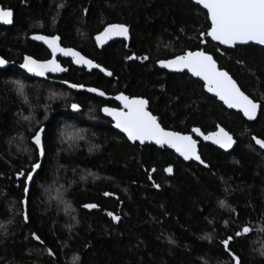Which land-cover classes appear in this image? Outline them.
<instances>
[{
  "label": "trees",
  "instance_id": "1",
  "mask_svg": "<svg viewBox=\"0 0 264 264\" xmlns=\"http://www.w3.org/2000/svg\"><path fill=\"white\" fill-rule=\"evenodd\" d=\"M0 6L13 12L12 25L0 27V56L11 63L0 69V264H235L220 241L245 226L250 231L230 241V248L240 264H264V153L252 140L264 138V115L259 110L248 123L199 80L165 72L157 63L189 50L214 53L217 44L198 38L210 25L200 7L190 0H0ZM109 23L128 26L130 40L98 51L92 37ZM34 33L59 36L62 46L113 75L66 61L61 76L28 77L19 67L22 55L47 58L41 45L28 40ZM214 58L246 95L264 103L263 47L238 46ZM62 81L146 98L169 130L199 127L206 134L219 124L236 146L223 153L200 142L205 168L168 149L132 145L101 115L102 106L116 103ZM73 103L80 105L77 111ZM41 127L46 156L26 197V222L17 173L37 158L32 135ZM169 165L171 174L164 171ZM84 203L99 207L87 210ZM109 211L120 220L113 221Z\"/></svg>",
  "mask_w": 264,
  "mask_h": 264
},
{
  "label": "snow or ice",
  "instance_id": "2",
  "mask_svg": "<svg viewBox=\"0 0 264 264\" xmlns=\"http://www.w3.org/2000/svg\"><path fill=\"white\" fill-rule=\"evenodd\" d=\"M196 7L206 10L205 15L210 25L198 33L200 43L207 44L208 38L212 42H216L217 47L214 53L220 55L227 54V49H236L238 46L255 43L264 46V0H192ZM87 12V9L84 10ZM13 16L11 10L0 8V22L10 23ZM104 36L117 35L125 39L128 38L129 28L125 24H109L103 31ZM35 41H43L51 50L53 57L59 51L64 56L73 58L72 62L75 64H83L89 68L99 69L100 72L107 76H112L113 73L102 67L99 63H94L92 59H86L79 51H74L71 48L61 47L58 41L59 36L48 35H34L32 37ZM96 40L99 42L101 36L97 35ZM219 46H226L225 50H221ZM214 53H209L207 49H197L195 51H185L182 54L175 55L172 58L160 59L157 61L162 69H168L174 72L190 74L191 77L202 81L203 87L208 93L217 98L228 109L238 110L247 120H253L257 115V110H260L261 115H264V103L257 102L250 98L241 90V86L230 75L229 71L225 70L221 65L218 67V60L214 58ZM136 57L128 56L127 59L132 60ZM147 60L148 57H142ZM6 61L0 59V66L4 65ZM242 63V61H238ZM27 73L36 77L47 78V74L56 73L58 71H66L57 62L55 58L47 60H38L31 56H25L23 63L19 65ZM17 85V91L23 95L24 85L20 81H13ZM71 89H85V85L70 83L62 81ZM88 93H96L100 97H104L106 93L96 87H87ZM114 99L119 101V107H103L101 110L114 121V127L123 133L129 142L136 145H145V142L154 143L163 148L167 146L174 149L184 161H197L205 168L209 164L202 158L198 151V140L192 134H182L179 131L169 130L162 126V122L156 115L149 110L150 101L142 97H129L123 93L117 94ZM264 100V98H262ZM71 108L77 111L80 105L73 103ZM217 130L204 134L199 127H193L191 133L197 137H202L204 141H211L212 144L218 145L220 149L228 150L233 148L236 143L232 134L225 129V127L216 125ZM45 128L41 127L35 130L32 135V141L36 149V157L31 161L30 167L27 171H20L17 173V179L21 177L20 187L24 193L25 198L21 200L25 211L23 218L27 222L30 217L27 212L28 200L26 197L30 195V184L40 176V171L43 168V158L46 156V147L42 139V133ZM82 138V137H81ZM252 140L260 149H264V138L252 136ZM155 172L153 168L151 170ZM165 172L171 174L173 167L169 165L164 169ZM149 179L152 177L149 175ZM153 187L159 189L160 184L153 183ZM105 197L114 195L113 193L104 192ZM220 206L224 207L225 202L220 201ZM84 209L92 210L99 207L96 203H84ZM107 215L113 221H119L120 216L113 212H107ZM249 227L245 226L241 231H235L233 235H229L222 239L220 243L224 245L225 251L229 253L235 264H240L239 257L231 250L230 241L236 237H240L242 232L248 233ZM33 239L43 244L41 238L35 234H31ZM49 255L54 253L48 249ZM264 255V252H261Z\"/></svg>",
  "mask_w": 264,
  "mask_h": 264
},
{
  "label": "water",
  "instance_id": "3",
  "mask_svg": "<svg viewBox=\"0 0 264 264\" xmlns=\"http://www.w3.org/2000/svg\"><path fill=\"white\" fill-rule=\"evenodd\" d=\"M191 2H192V0H190ZM0 8H2V7H0ZM202 9V8H201ZM7 10V9H6ZM203 10V9H202ZM204 12H206V10H203ZM209 22V21H208ZM12 23H13V16H12V19H11V22L10 23H3V22H0V25L1 26H5V27H10L11 25H12ZM109 24H119V23H109ZM109 24H107V25H109ZM209 24H210V22H209ZM107 25H105L98 33H96L93 37H92V41H93V44H94V46L97 48V50L98 51H100V50H102L104 47H106L108 44H110L111 42H113V41H124L125 43H128L129 42V40H130V31H129V35H128V38L127 39H125L124 37H122V36H117V35H110V36H104L103 35V31H104V29H105V27L107 26ZM129 28V27H128ZM34 35H45V34H41V33H34V34H31L30 36H29V39L32 41V42H34V43H36V44H39V45H41V46H43L47 51H48V53L50 54V57L48 58V59H53V58H55L56 60H57V62L61 65V67L62 68H64V69H66V71H67V68L65 67V66H63V64L61 63V60H66V61H70L71 62V65L73 66V67H75V68H78V69H85L87 72H92V71H97L98 73H100L101 75H103L104 77H106V78H110L111 76H107V75H105V73H103V72H100L99 71V69H96V68H89L88 66H86V65H83V64H75V63H73L72 62V60H73V58L72 57H70V56H64L63 54H61L59 51L56 53V55H55V57H53V55H52V53H51V50L47 47V45L43 42V41H35V40H33L32 39V37L34 36ZM97 35H100L101 36V40L98 42L97 40H96V36ZM48 36H50V35H48ZM209 40H210V38H208ZM211 41V40H210ZM212 42V41H211ZM58 43H60V46L61 47H65V46H62V44H61V40H59L58 41ZM213 43H215L216 44V42H213ZM248 45H254V46H257V47H263L264 48V46H261V45H257V44H255V43H250V44H248ZM242 46H247V45H242ZM220 47H223V48H226V46H220ZM67 48H71V47H67ZM71 49H73L74 51H78V50H76V49H74V48H71ZM230 49V48H229ZM197 50V49H196ZM193 51H195V50H193ZM80 52V51H79ZM81 53V52H80ZM81 55H83L82 53H81ZM86 59H90V58H88V57H86L85 55H83ZM0 59H3V58H1L0 57ZM5 60V59H4ZM6 61V60H5ZM42 61V60H41ZM22 63H23V61H22ZM94 63H96L95 61H94ZM9 66V63L6 61V63L4 64V65H2V66H0V69L1 70H3V69H6L7 67ZM103 67V66H102ZM158 67H159V69H161V70H163V71H165V72H168V73H179V72H174V71H171V70H168V69H162L160 66H159V64H158ZM218 67H219V65H218ZM22 71L28 76V77H30V78H34V79H37V80H44V79H46V78H43V77H36V76H34V75H32V74H29V73H27L24 69H22ZM66 71H58V72H56V73H49V74H47V77H58V76H61V75H63L64 73H66ZM188 75H190V74H188ZM192 78H194V77H192ZM194 79H196V80H198L197 78H194ZM200 81V80H199ZM201 83H203L202 81H200ZM87 87H91V86H85V89H76V90H78V91H81V92H84V93H87V94H89V95H92V96H95V97H97V98H100V99H102L103 101H110V102H114V103H116L117 105H118V107L120 106V103H119V101H116L115 99H114V97L117 95V94H115V95H108V94H106L104 97H100L99 95H97L96 93H88L87 91H86V88ZM100 90V89H99ZM210 94V93H209ZM212 97H214L212 94H210ZM215 98V97H214ZM220 104H222V102H220L217 98H215ZM107 105H105V106H102L101 107V109L103 108V107H106ZM222 106L225 108V109H227V110H229V111H233V112H235V113H239L241 116H242V114L238 111V110H235V109H228L226 106H224L223 104H222ZM107 107H111V106H107ZM100 109V112H101V115L103 116V117H105V118H107L108 120H110L111 121V126H112V128L115 130V131H117L118 133H120L119 132V130L118 129H116L115 127H114V121H112L111 120V117H109V116H107L102 110ZM258 114H259V109L257 110V115H256V117L253 119V120H251V121H249V120H247V118H245V117H243V119L245 120V121H247L248 123H252V122H254L256 119H257V117H258ZM217 130V128L214 130V131H216ZM211 132H213V131H211ZM182 133V132H181ZM210 133V132H209ZM121 135H123L124 136V134L123 133H120ZM182 134H192L193 135V137L195 138V139H197L198 140V151H199V143L201 142L202 144H205V145H210V146H212L213 148H216V149H218V150H220V151H222L223 153H230L234 148H235V146H236V143L233 145V148H231V149H228V150H224V149H220L219 148V146L218 145H214V144H212L211 143V141H204L203 139H202V137H197L194 133H191V131L190 132H188V133H182ZM205 134V133H204ZM206 134H208V133H206ZM125 137V136H124ZM125 139L127 140V138L125 137ZM234 140H235V138H234ZM128 141V140H127ZM236 141V140H235ZM129 142V141H128ZM130 144H132V142H129ZM255 143V142H254ZM136 144H138L139 145V142H137ZM133 145V144H132ZM145 145H151V146H154V147H156V148H158V149H168L169 151H171L172 153H174V155H176L178 158H180L183 162H185V163H189V162H192V163H195V164H198V165H200L197 161H194V160H191V161H184L183 160V158L182 157H180L179 156V154L178 153H176L175 152V150L174 149H170V148H168L167 146H165V147H163V148H161V147H159V146H157V145H155L154 143H150V142H145ZM256 145V144H255ZM140 146H144V145H140ZM256 147L261 151V152H263L264 153V149H260L259 148V146L258 145H256ZM201 167H204L203 165H200ZM88 210V209H87Z\"/></svg>",
  "mask_w": 264,
  "mask_h": 264
},
{
  "label": "flooded vegetation",
  "instance_id": "4",
  "mask_svg": "<svg viewBox=\"0 0 264 264\" xmlns=\"http://www.w3.org/2000/svg\"><path fill=\"white\" fill-rule=\"evenodd\" d=\"M1 7V6H0ZM0 27L1 28H8V27H5V26H1L0 25ZM28 40L29 41H31L30 39H29V37H28ZM32 42V41H31ZM34 43V42H33ZM36 44V43H35ZM43 47V46H42ZM44 48V47H43ZM45 49V48H44ZM46 50V49H45ZM46 52H47V58L45 59V60H47L49 57H50V54L48 53V51L46 50ZM31 56V55H28V54H25V55H22V57H21V59H20V62H19V65L22 63V61H23V58L25 57V56ZM1 58H3L2 56H0ZM31 57H33V56H31ZM34 58V57H33ZM4 59V58H3ZM43 61V60H42ZM9 63V62H8ZM61 63L63 64V66H65V63H66V60H61ZM11 63H9V65H10ZM66 67V66H65ZM21 69V68H20ZM21 71H22V69H21ZM23 72V71H22ZM24 73V72H23ZM25 74V73H24ZM26 75V74H25ZM48 78H50V76L49 77H47L46 79H48ZM105 106V105H104Z\"/></svg>",
  "mask_w": 264,
  "mask_h": 264
},
{
  "label": "bare ground",
  "instance_id": "5",
  "mask_svg": "<svg viewBox=\"0 0 264 264\" xmlns=\"http://www.w3.org/2000/svg\"><path fill=\"white\" fill-rule=\"evenodd\" d=\"M107 119V118H106ZM110 121V120H109ZM123 136V135H122ZM198 165V164H197Z\"/></svg>",
  "mask_w": 264,
  "mask_h": 264
}]
</instances>
